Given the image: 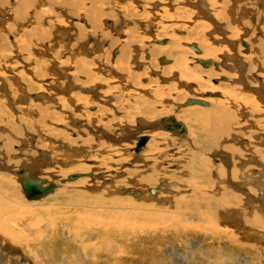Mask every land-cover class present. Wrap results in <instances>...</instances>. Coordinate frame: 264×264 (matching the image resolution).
<instances>
[{"label": "bare ground", "instance_id": "obj_1", "mask_svg": "<svg viewBox=\"0 0 264 264\" xmlns=\"http://www.w3.org/2000/svg\"><path fill=\"white\" fill-rule=\"evenodd\" d=\"M163 254L264 264V0H0V264Z\"/></svg>", "mask_w": 264, "mask_h": 264}, {"label": "water", "instance_id": "obj_2", "mask_svg": "<svg viewBox=\"0 0 264 264\" xmlns=\"http://www.w3.org/2000/svg\"><path fill=\"white\" fill-rule=\"evenodd\" d=\"M194 50L198 51V48L194 46ZM204 66L210 65L209 61H203L202 63ZM193 104H202V105H207V102L198 100L195 98L188 99L187 105H193ZM166 121L169 122V124L164 126V129L172 131V132H179V133H184L185 128L180 122H176L175 118L173 116L165 119ZM148 137L147 136H141L138 138L137 142V149L143 147L145 143L147 142ZM20 174L22 175L21 179V185L24 189V192L27 196L28 199H39L43 197L44 195L52 192L53 188L56 186L54 184L50 185L48 188H41L40 185L43 183L41 180H34L29 178V176L25 173L24 170L20 171ZM78 175H72L70 176V180L73 178H77Z\"/></svg>", "mask_w": 264, "mask_h": 264}, {"label": "rangeland", "instance_id": "obj_3", "mask_svg": "<svg viewBox=\"0 0 264 264\" xmlns=\"http://www.w3.org/2000/svg\"><path fill=\"white\" fill-rule=\"evenodd\" d=\"M169 137H173V136L169 135ZM175 142H177V141L175 140ZM194 248H197V247H193V249ZM170 252H171V249H169V253ZM153 255L155 256V254H153ZM150 256L151 255H148L147 258ZM161 257H162V255H161ZM163 257H164V260H162L159 264H162V263L168 264V262H170V263L172 262V260H170V256L168 254H165V255L163 254ZM20 259L18 260L20 263H23V262L25 263L24 258H20ZM132 259H133V261L132 260H126L124 264H155L154 262H151L148 259H146L144 256L139 258L137 255H135L134 257H132Z\"/></svg>", "mask_w": 264, "mask_h": 264}]
</instances>
